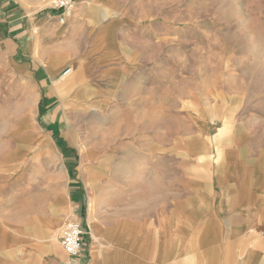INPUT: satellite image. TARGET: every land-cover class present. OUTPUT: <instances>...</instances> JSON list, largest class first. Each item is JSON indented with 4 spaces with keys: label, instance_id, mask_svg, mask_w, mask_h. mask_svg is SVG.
<instances>
[{
    "label": "crops",
    "instance_id": "obj_1",
    "mask_svg": "<svg viewBox=\"0 0 264 264\" xmlns=\"http://www.w3.org/2000/svg\"><path fill=\"white\" fill-rule=\"evenodd\" d=\"M15 4L0 0L13 38L0 52L21 78L34 79L46 107L81 93L148 98L162 80L163 51L153 43L163 42L166 0H74L62 22L49 5L25 13ZM37 113L44 169L0 181V264H264V149L247 147L244 135L220 147L217 163L204 160V179L158 175L139 200L101 207L88 193L87 158L72 175L73 146L50 111ZM41 135L55 153L46 139L39 146ZM68 220L84 230L74 257L59 241Z\"/></svg>",
    "mask_w": 264,
    "mask_h": 264
},
{
    "label": "rangeland",
    "instance_id": "obj_2",
    "mask_svg": "<svg viewBox=\"0 0 264 264\" xmlns=\"http://www.w3.org/2000/svg\"><path fill=\"white\" fill-rule=\"evenodd\" d=\"M15 1L25 13L50 2ZM168 1L163 42L153 43L165 68L148 98L127 92L94 101L81 93L46 107L37 101L34 79L21 78L0 52V181L44 169L34 141L39 106L76 152L72 175L87 158L88 193L101 207L139 200L158 175L204 179V160L217 163L220 147L239 135L247 147L264 149V0ZM4 10L0 6V49L13 39L4 29ZM36 138L39 146L48 140ZM202 142L213 149H190Z\"/></svg>",
    "mask_w": 264,
    "mask_h": 264
},
{
    "label": "built area",
    "instance_id": "obj_3",
    "mask_svg": "<svg viewBox=\"0 0 264 264\" xmlns=\"http://www.w3.org/2000/svg\"><path fill=\"white\" fill-rule=\"evenodd\" d=\"M74 0H50L49 7L59 10V20H64V14L70 9ZM69 69H66L63 73H67ZM84 230L82 224L76 220H68L64 223L61 235L60 244L64 251L69 256H78L82 251Z\"/></svg>",
    "mask_w": 264,
    "mask_h": 264
},
{
    "label": "bare ground",
    "instance_id": "obj_4",
    "mask_svg": "<svg viewBox=\"0 0 264 264\" xmlns=\"http://www.w3.org/2000/svg\"><path fill=\"white\" fill-rule=\"evenodd\" d=\"M42 142H45V139H41L40 140V144H42ZM45 144V143H44ZM56 160V158L55 159H53V161H55Z\"/></svg>",
    "mask_w": 264,
    "mask_h": 264
}]
</instances>
